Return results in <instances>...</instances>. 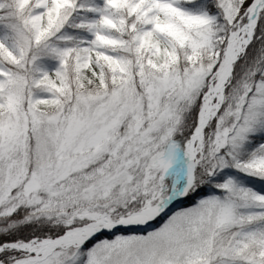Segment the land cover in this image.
<instances>
[{"label": "snow or ice", "instance_id": "snow-or-ice-1", "mask_svg": "<svg viewBox=\"0 0 264 264\" xmlns=\"http://www.w3.org/2000/svg\"><path fill=\"white\" fill-rule=\"evenodd\" d=\"M0 264H264V0H0Z\"/></svg>", "mask_w": 264, "mask_h": 264}]
</instances>
